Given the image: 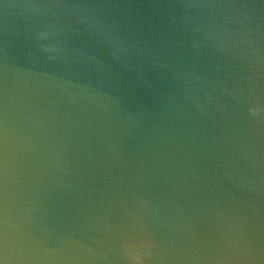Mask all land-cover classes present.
Segmentation results:
<instances>
[{"label": "water", "instance_id": "95a60500", "mask_svg": "<svg viewBox=\"0 0 264 264\" xmlns=\"http://www.w3.org/2000/svg\"><path fill=\"white\" fill-rule=\"evenodd\" d=\"M136 254L264 264V0H0V264Z\"/></svg>", "mask_w": 264, "mask_h": 264}, {"label": "clouds", "instance_id": "9594fccd", "mask_svg": "<svg viewBox=\"0 0 264 264\" xmlns=\"http://www.w3.org/2000/svg\"><path fill=\"white\" fill-rule=\"evenodd\" d=\"M250 111L252 112L253 115H256L257 114V110L256 109H251ZM129 254L131 255L132 253H129ZM135 259L137 260V264H140L139 254H136L135 255Z\"/></svg>", "mask_w": 264, "mask_h": 264}]
</instances>
